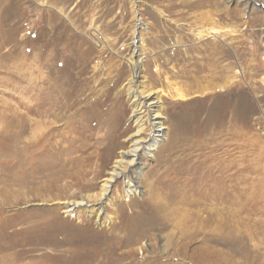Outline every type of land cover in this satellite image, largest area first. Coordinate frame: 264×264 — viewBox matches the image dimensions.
<instances>
[{"label": "rangeland", "instance_id": "1", "mask_svg": "<svg viewBox=\"0 0 264 264\" xmlns=\"http://www.w3.org/2000/svg\"><path fill=\"white\" fill-rule=\"evenodd\" d=\"M48 42L74 104L57 116L39 97ZM139 58L166 140L140 193L121 179L102 217L66 213L100 192L135 131ZM95 99L108 107L93 120L117 101L124 116L96 158ZM0 264H264V0H0Z\"/></svg>", "mask_w": 264, "mask_h": 264}, {"label": "bare ground", "instance_id": "2", "mask_svg": "<svg viewBox=\"0 0 264 264\" xmlns=\"http://www.w3.org/2000/svg\"><path fill=\"white\" fill-rule=\"evenodd\" d=\"M138 25H141V23L139 22ZM54 27L55 26H53V28ZM138 41L139 40L135 41L133 44V54L135 56H139L138 52L140 46L138 45ZM50 44L51 43L49 42L43 43L40 49L41 79L38 88L40 92L39 97L45 105V109H43L44 113H49V115L54 114L55 116H57L64 109L67 110L66 112H70L73 109L74 104L68 102L67 99L70 96V93L69 91H65L66 89L64 90L63 85L65 83H62L61 79L57 76L56 69L58 66L56 65L54 56H51V58H49L48 53L50 51L48 52V48ZM140 58L138 60H135L132 65V78L128 83L129 85L127 89V96L130 103V114L132 122L134 123L135 131L132 132V134L126 138L127 147L119 150L118 155L111 167V170L108 171L107 176L102 180L100 192L95 195H88L86 197H82V199L78 201L72 200L64 202L63 204L66 205V213H72L77 209L86 208L89 210L88 212H90V214L97 215V217H102V215H104L105 205L109 202V197L112 192L113 186L118 180L121 179L125 183L124 191L127 197H131L134 194L140 193V185L138 181L142 177V171L146 163L145 160L153 158L154 152L157 151L159 146L166 140V131L168 128L164 124L165 117L163 115V103L161 93L160 91L150 89L144 83V81L141 80L142 59L140 60ZM28 96L30 97L29 93ZM28 99L26 102V110L27 112L31 113L33 111V108L31 106L32 102ZM179 99L185 98L182 94H179ZM101 101L95 99L92 103L89 102L90 105H88V115L91 118L92 116L94 117L98 109L102 106L104 109L105 107H108V103H106V105L101 103ZM108 109V113L102 116H95L94 120L92 118L91 121L86 126H84L85 130H87L90 134L92 133V135L95 134L98 136L101 134V137L94 139L99 145V149L97 148L95 152V158L103 155L108 150V148L112 146V143H115L119 140V137L122 134L121 131L124 116H122L119 111L118 101L115 105H113V107ZM57 111L60 112L57 113ZM76 112L77 110L74 113ZM78 120L74 122V124L77 125L76 127L82 128V119ZM36 129H34L37 131L36 136L41 135L40 131L42 128L40 126H37ZM144 135H146L147 137H144ZM92 200H94L95 203H91Z\"/></svg>", "mask_w": 264, "mask_h": 264}]
</instances>
